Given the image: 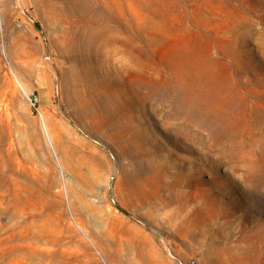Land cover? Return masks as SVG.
<instances>
[{"label": "rangeland", "instance_id": "1", "mask_svg": "<svg viewBox=\"0 0 264 264\" xmlns=\"http://www.w3.org/2000/svg\"><path fill=\"white\" fill-rule=\"evenodd\" d=\"M0 264H264V0H0Z\"/></svg>", "mask_w": 264, "mask_h": 264}, {"label": "built area", "instance_id": "2", "mask_svg": "<svg viewBox=\"0 0 264 264\" xmlns=\"http://www.w3.org/2000/svg\"><path fill=\"white\" fill-rule=\"evenodd\" d=\"M31 102L36 105L38 103V98L36 96L32 97Z\"/></svg>", "mask_w": 264, "mask_h": 264}]
</instances>
